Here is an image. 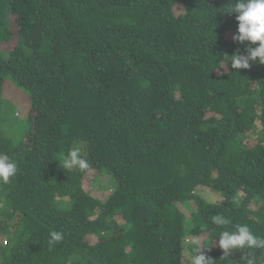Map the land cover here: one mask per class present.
<instances>
[{
	"label": "trees",
	"instance_id": "16d2710c",
	"mask_svg": "<svg viewBox=\"0 0 264 264\" xmlns=\"http://www.w3.org/2000/svg\"><path fill=\"white\" fill-rule=\"evenodd\" d=\"M230 2L0 0V153L18 164L0 264H190L200 237L213 264H264L219 247L237 223L264 237V65L231 68L258 42L234 39ZM77 146L89 169L63 170ZM91 171L114 179L103 201Z\"/></svg>",
	"mask_w": 264,
	"mask_h": 264
},
{
	"label": "clouds",
	"instance_id": "9594fccd",
	"mask_svg": "<svg viewBox=\"0 0 264 264\" xmlns=\"http://www.w3.org/2000/svg\"><path fill=\"white\" fill-rule=\"evenodd\" d=\"M224 12L237 14L235 19L238 21L239 35L234 37L235 40L249 41L252 44L258 42L257 47L249 49V56L247 57L233 54L230 57L231 68L236 70L235 72H239L240 69H249V60L256 61L257 58H259L258 63L264 65V0H231ZM81 153V147H73L67 153L61 154L57 162L62 165L63 170H87L90 165ZM17 172L16 160L6 153H0V182L7 183L10 178L16 176ZM233 203L239 205V198L234 197ZM212 223L222 226L231 223V220L217 215L212 217ZM233 227L234 231H221L219 234V247L224 250L225 257L230 249H264V237L254 234L248 225L237 223L233 224ZM61 240L62 233L50 231L49 247ZM201 240V237L190 239L185 248L186 258L190 264H213V260H206L203 254H198L201 249ZM206 244L210 245L211 243ZM248 264H253V261L249 260Z\"/></svg>",
	"mask_w": 264,
	"mask_h": 264
},
{
	"label": "rangeland",
	"instance_id": "374dc122",
	"mask_svg": "<svg viewBox=\"0 0 264 264\" xmlns=\"http://www.w3.org/2000/svg\"><path fill=\"white\" fill-rule=\"evenodd\" d=\"M10 19L13 20V17L10 16ZM11 45L7 43H0V48H6L9 49ZM16 94H18L16 92ZM24 98V97H23ZM25 117H21L20 119H17V122L20 120H24ZM114 179L111 174L103 172L99 173L98 171H91L87 172L83 179V184L85 186V189L90 195L93 197L98 198L99 200H105L107 196L111 193L113 185H114ZM205 198L212 199L211 193L205 191L201 193ZM194 202H187L183 204L178 203L177 206L180 209L181 212H183L186 216L190 214L192 211V208L195 207L193 204ZM1 237V236H0ZM2 244H5V238L0 239Z\"/></svg>",
	"mask_w": 264,
	"mask_h": 264
}]
</instances>
